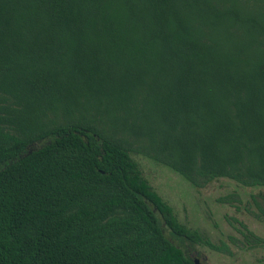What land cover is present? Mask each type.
Returning <instances> with one entry per match:
<instances>
[{
	"label": "trees",
	"instance_id": "16d2710c",
	"mask_svg": "<svg viewBox=\"0 0 264 264\" xmlns=\"http://www.w3.org/2000/svg\"><path fill=\"white\" fill-rule=\"evenodd\" d=\"M134 156L264 189V0H0V264L221 251Z\"/></svg>",
	"mask_w": 264,
	"mask_h": 264
},
{
	"label": "rangeland",
	"instance_id": "374dc122",
	"mask_svg": "<svg viewBox=\"0 0 264 264\" xmlns=\"http://www.w3.org/2000/svg\"><path fill=\"white\" fill-rule=\"evenodd\" d=\"M133 159L154 191L172 207L178 221L222 249L179 243L187 257L202 264H264L263 188L218 179L194 189L161 165L141 156Z\"/></svg>",
	"mask_w": 264,
	"mask_h": 264
},
{
	"label": "water",
	"instance_id": "95a60500",
	"mask_svg": "<svg viewBox=\"0 0 264 264\" xmlns=\"http://www.w3.org/2000/svg\"><path fill=\"white\" fill-rule=\"evenodd\" d=\"M193 264H202L199 259L195 258L193 259Z\"/></svg>",
	"mask_w": 264,
	"mask_h": 264
}]
</instances>
